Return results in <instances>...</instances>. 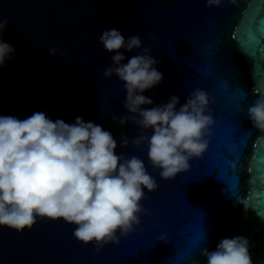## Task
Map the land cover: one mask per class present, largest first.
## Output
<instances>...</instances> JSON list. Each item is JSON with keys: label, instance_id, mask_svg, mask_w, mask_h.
Here are the masks:
<instances>
[{"label": "water", "instance_id": "1", "mask_svg": "<svg viewBox=\"0 0 264 264\" xmlns=\"http://www.w3.org/2000/svg\"><path fill=\"white\" fill-rule=\"evenodd\" d=\"M262 2L0 0V21H9L3 38L16 49L0 68V115L25 119L43 111L53 120L94 121L113 133L118 154L142 159L158 184L145 190L140 224L118 243L97 250L73 236L75 225L37 217L20 231L0 226V264H191L189 255L206 264L200 249L234 235L247 236L253 260H264V133L247 115L255 95L264 94ZM112 28L125 37L139 34L159 61L164 79L144 93L155 104L173 94L184 103L196 88L213 98L207 148L170 180L151 167L146 145L131 144L138 126L112 119L127 114L123 82L103 76L113 53L99 37ZM53 47L56 57L48 54ZM122 135L130 141L126 148Z\"/></svg>", "mask_w": 264, "mask_h": 264}, {"label": "clouds", "instance_id": "2", "mask_svg": "<svg viewBox=\"0 0 264 264\" xmlns=\"http://www.w3.org/2000/svg\"><path fill=\"white\" fill-rule=\"evenodd\" d=\"M224 2L206 0V7H221ZM8 23L0 21V68L16 56L15 47L3 38ZM99 42L113 53L103 76L115 75L126 90L123 107L127 114L112 119L120 125L138 126L140 134L131 144L147 146L148 161L162 179L188 170L189 161L207 148L215 123L209 107L213 98L196 88L184 103L173 94L155 104L144 93L161 84L164 73L141 36L125 37L112 28L102 31ZM137 49L142 52L126 57L125 53ZM48 54L56 57L58 49L50 48ZM59 55L67 56V52L59 51ZM255 96L247 115L253 127L264 133V94ZM129 143L122 135L120 147ZM117 146L110 130L81 116L69 123L53 120L43 111L25 119L0 115V226L20 231L30 228L37 217L62 218L75 225L77 240L92 242L97 250L109 242L118 243L120 236L140 224L145 190L155 191L158 184L142 159L118 154ZM158 239L165 240L163 235ZM252 247L247 236L234 235L221 238L215 249L202 247L200 256L206 264H264V260H253ZM188 259L199 264L194 256Z\"/></svg>", "mask_w": 264, "mask_h": 264}, {"label": "snow or ice", "instance_id": "3", "mask_svg": "<svg viewBox=\"0 0 264 264\" xmlns=\"http://www.w3.org/2000/svg\"><path fill=\"white\" fill-rule=\"evenodd\" d=\"M262 3H264V2H262ZM262 35H264V31H262ZM262 159H264V157H262Z\"/></svg>", "mask_w": 264, "mask_h": 264}]
</instances>
